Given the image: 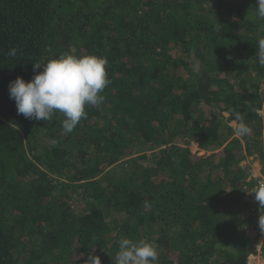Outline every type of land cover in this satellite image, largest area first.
Wrapping results in <instances>:
<instances>
[{"label":"trees","instance_id":"obj_1","mask_svg":"<svg viewBox=\"0 0 264 264\" xmlns=\"http://www.w3.org/2000/svg\"><path fill=\"white\" fill-rule=\"evenodd\" d=\"M262 27L256 0H0V264H115L122 237L158 264H246L264 211L241 165L264 160ZM66 51L106 57L110 80L70 134L9 94Z\"/></svg>","mask_w":264,"mask_h":264},{"label":"clouds","instance_id":"obj_2","mask_svg":"<svg viewBox=\"0 0 264 264\" xmlns=\"http://www.w3.org/2000/svg\"><path fill=\"white\" fill-rule=\"evenodd\" d=\"M257 15L264 18V0H256ZM264 31V27L260 29ZM16 48H11L8 56L15 57ZM258 63L264 67V37L257 41ZM231 59V57H229ZM107 58L94 54L75 55L71 51L50 58L45 63H35L36 74L30 81L17 77L9 83L10 98L16 103L17 113L26 119L50 121L56 112L62 113V129L70 134L82 119L87 118L86 109L104 102V89L110 84L108 79ZM42 68V71H39ZM237 127L234 134L245 136L250 128L240 116H236ZM254 200L264 210V180H261L250 191ZM144 209L151 207L144 202ZM259 228L264 232V211L258 218ZM118 251L115 264H158V252L154 245L140 239L134 242L130 238L117 241ZM248 259V258H247ZM87 264H101L99 256H89Z\"/></svg>","mask_w":264,"mask_h":264},{"label":"rangeland","instance_id":"obj_3","mask_svg":"<svg viewBox=\"0 0 264 264\" xmlns=\"http://www.w3.org/2000/svg\"><path fill=\"white\" fill-rule=\"evenodd\" d=\"M261 91L264 92L263 84L261 86ZM260 113L263 114L264 111H261ZM228 117L229 115L225 114V118L228 119ZM229 124L233 127L237 126V123H235L234 121H230ZM190 149L193 153L198 154V156H203L206 153L199 148L197 141H193L190 143ZM206 154H210V152ZM241 165L243 168L249 169L252 177H255L259 181L264 180V160H261L257 155L248 157L245 161H243ZM119 168H113L111 172H116ZM258 244L260 246V243Z\"/></svg>","mask_w":264,"mask_h":264},{"label":"built area","instance_id":"obj_4","mask_svg":"<svg viewBox=\"0 0 264 264\" xmlns=\"http://www.w3.org/2000/svg\"><path fill=\"white\" fill-rule=\"evenodd\" d=\"M258 243H260V246ZM246 264H264V232L260 233L259 239L254 244Z\"/></svg>","mask_w":264,"mask_h":264}]
</instances>
